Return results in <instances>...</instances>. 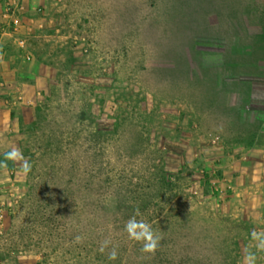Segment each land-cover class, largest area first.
<instances>
[{"label":"rangeland","instance_id":"obj_1","mask_svg":"<svg viewBox=\"0 0 264 264\" xmlns=\"http://www.w3.org/2000/svg\"><path fill=\"white\" fill-rule=\"evenodd\" d=\"M209 2L52 11L13 108L32 170L8 163L0 264H243L264 231V0ZM137 209L155 254L124 230Z\"/></svg>","mask_w":264,"mask_h":264},{"label":"crops","instance_id":"obj_2","mask_svg":"<svg viewBox=\"0 0 264 264\" xmlns=\"http://www.w3.org/2000/svg\"><path fill=\"white\" fill-rule=\"evenodd\" d=\"M65 1L0 0V160L13 146L10 133L15 121L12 113L14 104L22 98L27 77L25 71L35 65L38 46L48 41L49 32L57 22L52 11L56 7L62 10ZM16 18L19 25L13 23ZM11 173L8 168L0 169V236L9 226L7 213L12 205V195L8 179Z\"/></svg>","mask_w":264,"mask_h":264},{"label":"clouds","instance_id":"obj_3","mask_svg":"<svg viewBox=\"0 0 264 264\" xmlns=\"http://www.w3.org/2000/svg\"><path fill=\"white\" fill-rule=\"evenodd\" d=\"M3 160H0V169H6L8 163H19L21 165V171L27 175L32 170L31 162L24 156L23 152L19 148H12L3 154ZM139 209L135 214L126 222L125 231L130 240H133L142 245L141 251L145 253L155 254L158 250L162 237L158 236L152 229V226L144 220H137L136 216H139ZM251 240L254 242L248 246L246 255L244 256L243 264H257V252L264 253V231L253 230L251 233ZM77 243H82V237H76ZM110 239H105L100 247V252L103 253L105 249L111 244ZM255 248L256 251H252ZM118 253L113 247L108 255L109 260H116Z\"/></svg>","mask_w":264,"mask_h":264},{"label":"trees","instance_id":"obj_4","mask_svg":"<svg viewBox=\"0 0 264 264\" xmlns=\"http://www.w3.org/2000/svg\"><path fill=\"white\" fill-rule=\"evenodd\" d=\"M201 2H204V5L206 6V7H208V6H210V2H209V0H200ZM207 18H208V16H207ZM209 18H210V16H209ZM219 19V18H218ZM221 20H223L221 17H220V19L218 20L219 22L221 21Z\"/></svg>","mask_w":264,"mask_h":264},{"label":"built area","instance_id":"obj_5","mask_svg":"<svg viewBox=\"0 0 264 264\" xmlns=\"http://www.w3.org/2000/svg\"><path fill=\"white\" fill-rule=\"evenodd\" d=\"M19 20L16 18V19H14V21H13V23H14V25H19ZM21 45L23 46L24 45V43L23 42H21Z\"/></svg>","mask_w":264,"mask_h":264}]
</instances>
